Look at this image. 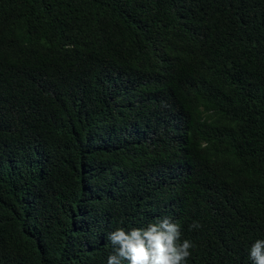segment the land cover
<instances>
[{
    "label": "trees",
    "instance_id": "1",
    "mask_svg": "<svg viewBox=\"0 0 264 264\" xmlns=\"http://www.w3.org/2000/svg\"><path fill=\"white\" fill-rule=\"evenodd\" d=\"M165 218L184 264H253L264 0H0V264H107Z\"/></svg>",
    "mask_w": 264,
    "mask_h": 264
},
{
    "label": "clouds",
    "instance_id": "2",
    "mask_svg": "<svg viewBox=\"0 0 264 264\" xmlns=\"http://www.w3.org/2000/svg\"><path fill=\"white\" fill-rule=\"evenodd\" d=\"M198 228V224L192 225ZM180 225L167 218L146 229L133 228L125 231L118 228L108 234L113 247L107 264H184L193 247L188 240L180 242ZM253 264H264V240H256L249 249Z\"/></svg>",
    "mask_w": 264,
    "mask_h": 264
}]
</instances>
